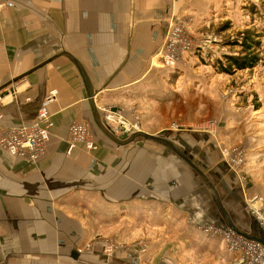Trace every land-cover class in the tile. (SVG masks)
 <instances>
[{
	"label": "crops",
	"instance_id": "obj_1",
	"mask_svg": "<svg viewBox=\"0 0 264 264\" xmlns=\"http://www.w3.org/2000/svg\"><path fill=\"white\" fill-rule=\"evenodd\" d=\"M217 5L218 0H0L2 125L32 123L54 93L48 105L54 128L44 156L32 164L0 149V264H197L185 260L190 253L208 264H233L220 240L199 228L222 226L215 190L234 225L247 231L246 203L254 195L264 199L263 176L232 171L206 135L199 147L189 141L202 155L199 161L189 155V143L176 142V131L139 132L163 142L137 132L113 136L101 112L121 107L126 118L131 108L142 118L153 112L144 108L158 103L148 90L151 96L164 90L157 55L168 22L189 18L201 39L198 31L215 19ZM218 49L213 45L190 58L211 60ZM227 119L242 120L236 113ZM77 122L90 126L98 144L93 155L81 146L67 153L68 130ZM173 149L201 166L206 179ZM258 163L264 166V160ZM116 237L121 247L107 252ZM144 237L148 252L141 254L137 242Z\"/></svg>",
	"mask_w": 264,
	"mask_h": 264
},
{
	"label": "rangeland",
	"instance_id": "obj_2",
	"mask_svg": "<svg viewBox=\"0 0 264 264\" xmlns=\"http://www.w3.org/2000/svg\"><path fill=\"white\" fill-rule=\"evenodd\" d=\"M217 6L213 15L217 20L213 19L198 32L204 38L210 36L218 41V55L206 61L188 58V64L180 65V70L176 69L172 74L164 68L158 79L162 81L161 87L164 90H159L155 96H151L152 92L148 90L150 99H155L158 103L145 107L144 110L151 109L153 112L149 111L144 118L143 113L136 108H131L128 112L139 117L140 130L176 131V142L179 144L189 143L191 146V142L197 141L199 147L203 145L201 137L206 135L209 137L208 141L211 140V146L218 147L222 162L233 167H230L232 171L255 170L254 174L262 175L264 179V166L260 164V167L258 163L264 160V0H218ZM170 22L167 24L162 48L167 43L166 34ZM245 33H250L258 42L255 48L246 52L234 44L240 43ZM246 54L256 57L251 68L234 69L232 73L221 72L218 62L226 65L225 56L243 57ZM172 85L174 90H167ZM159 102L165 104L161 106L162 103ZM119 108L121 107L112 109L120 110L124 115V110ZM235 113L242 118L239 124L227 119L229 114ZM229 128H233L231 132ZM190 149L194 151L189 155L199 161L202 155L195 153L192 146ZM238 152L242 154L244 165L232 166L233 162L237 164L240 161ZM155 237L158 239L159 235L156 234ZM145 238L137 242L141 254L148 252L149 244ZM165 239L173 243L170 237ZM120 242L119 238L117 241L110 239L107 252L118 250ZM184 256L185 260L208 264V260H205L207 258L191 253Z\"/></svg>",
	"mask_w": 264,
	"mask_h": 264
},
{
	"label": "built area",
	"instance_id": "obj_3",
	"mask_svg": "<svg viewBox=\"0 0 264 264\" xmlns=\"http://www.w3.org/2000/svg\"><path fill=\"white\" fill-rule=\"evenodd\" d=\"M191 31L190 19L180 17L169 23L167 43L157 55L162 67L176 70L180 65L186 66L188 58L192 55H203L211 51L213 45L218 44V41L210 36L198 39ZM53 100L52 92L44 99L34 121L28 125L5 127L1 123L3 116L0 114V149L29 163L38 162L46 152V145L54 128L48 113V105ZM101 112L103 126L113 136L140 131V119L137 115L131 114L126 118L122 111L111 108H104ZM67 143L68 154L77 146H81L90 155L98 150L89 124L83 122L73 123L69 127ZM237 155L240 161L237 164L233 162L232 166L243 164L242 154L238 152ZM246 211L255 219L264 234V199L258 195L249 198ZM199 229L204 236L220 240L225 250L233 256V264H264V247L259 243L222 226L207 225Z\"/></svg>",
	"mask_w": 264,
	"mask_h": 264
},
{
	"label": "water",
	"instance_id": "obj_4",
	"mask_svg": "<svg viewBox=\"0 0 264 264\" xmlns=\"http://www.w3.org/2000/svg\"><path fill=\"white\" fill-rule=\"evenodd\" d=\"M110 134V133H109ZM142 136L144 139L147 140H151L154 142H163L160 138L157 137H153V136H149L147 134H143V133H139L137 132V134H135L134 136ZM168 144L167 142H164V144ZM174 150V149H173ZM176 155L183 160L189 167H191V169H193L202 179H206L205 175L202 172L201 166L195 165L192 160L184 153H180L179 151H175ZM214 193V200H215V205L219 211L220 217L218 216L217 219L220 218V221L222 223V227H225L235 233H238L240 235H242L245 238H248L250 240H253L257 243H259L260 245H262L264 247V234L262 232V230L260 229V227L258 226L257 222L255 221V219H253L252 217H250L249 215L246 216V225H247V231L244 230H240L238 227H236L234 225V223L232 222V220L230 219L229 215L227 214V212L224 210L222 204L220 203V200L218 198V195L216 193L215 190H213Z\"/></svg>",
	"mask_w": 264,
	"mask_h": 264
},
{
	"label": "trees",
	"instance_id": "obj_5",
	"mask_svg": "<svg viewBox=\"0 0 264 264\" xmlns=\"http://www.w3.org/2000/svg\"><path fill=\"white\" fill-rule=\"evenodd\" d=\"M234 44H237L242 48V50L246 52L251 50L252 48H255L258 45V42H256L255 39L250 36V33H245L242 37V41L240 43ZM224 60L226 61V65L218 62V66L221 68V72L232 73L234 69L242 70L251 68L255 63L256 57L246 54L243 57L225 56Z\"/></svg>",
	"mask_w": 264,
	"mask_h": 264
},
{
	"label": "bare ground",
	"instance_id": "obj_6",
	"mask_svg": "<svg viewBox=\"0 0 264 264\" xmlns=\"http://www.w3.org/2000/svg\"><path fill=\"white\" fill-rule=\"evenodd\" d=\"M138 132H140V131H138Z\"/></svg>",
	"mask_w": 264,
	"mask_h": 264
}]
</instances>
